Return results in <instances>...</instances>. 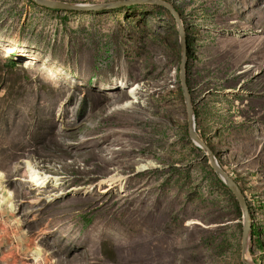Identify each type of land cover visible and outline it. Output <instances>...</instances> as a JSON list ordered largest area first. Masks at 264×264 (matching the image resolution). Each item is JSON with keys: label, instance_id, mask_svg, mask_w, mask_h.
<instances>
[{"label": "rangeland", "instance_id": "obj_1", "mask_svg": "<svg viewBox=\"0 0 264 264\" xmlns=\"http://www.w3.org/2000/svg\"><path fill=\"white\" fill-rule=\"evenodd\" d=\"M163 1L196 130L264 264V0ZM179 62L163 5L0 0V264H243L242 212L188 136Z\"/></svg>", "mask_w": 264, "mask_h": 264}, {"label": "water", "instance_id": "obj_2", "mask_svg": "<svg viewBox=\"0 0 264 264\" xmlns=\"http://www.w3.org/2000/svg\"><path fill=\"white\" fill-rule=\"evenodd\" d=\"M35 4L46 7L49 9L57 10H79V11H99L104 9L117 8L124 5H132L139 3H156L165 6L169 12L173 15L177 32L179 36L180 44V62L178 65L179 69V80L180 87L184 98L185 110H186V119H187V133L192 142L198 146L206 155L208 163L211 168L218 176V178L223 182V184L231 191L237 200L239 207L242 212V232H241V260L243 264H253L247 260V250L248 243L251 236V218L249 209L246 203V198L237 182L228 175L225 170L218 164L215 155L211 148L206 144V142L200 137L196 130L195 119L193 107L190 100L189 90L187 86V75H186V61H187V43L185 38V31L183 28L182 21L178 12L175 8L168 2L163 0H114L106 2H97V3H77L69 2L64 0H32Z\"/></svg>", "mask_w": 264, "mask_h": 264}, {"label": "bare ground", "instance_id": "obj_3", "mask_svg": "<svg viewBox=\"0 0 264 264\" xmlns=\"http://www.w3.org/2000/svg\"><path fill=\"white\" fill-rule=\"evenodd\" d=\"M124 89H126V87L124 86V83L123 82L122 83L114 82L111 86L106 87L104 92H105V94L107 96L115 97V96H117V94L120 93V91H122ZM130 97H132V99H134L135 96H132L131 95ZM125 107H128V106L125 105ZM38 185H39V187H42L43 184H38ZM246 257H247V260L249 261L250 258L247 255H246Z\"/></svg>", "mask_w": 264, "mask_h": 264}, {"label": "trees", "instance_id": "obj_4", "mask_svg": "<svg viewBox=\"0 0 264 264\" xmlns=\"http://www.w3.org/2000/svg\"><path fill=\"white\" fill-rule=\"evenodd\" d=\"M8 62L10 63L11 66L15 65V61H13L11 58L8 59ZM252 232H253V227H252Z\"/></svg>", "mask_w": 264, "mask_h": 264}]
</instances>
